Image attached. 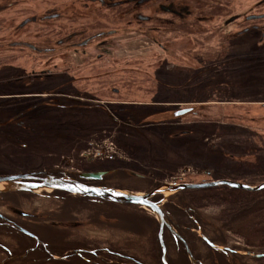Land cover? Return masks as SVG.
<instances>
[{
  "label": "flooded vegetation",
  "instance_id": "af4514ba",
  "mask_svg": "<svg viewBox=\"0 0 264 264\" xmlns=\"http://www.w3.org/2000/svg\"><path fill=\"white\" fill-rule=\"evenodd\" d=\"M242 82L264 0H0V264H264Z\"/></svg>",
  "mask_w": 264,
  "mask_h": 264
},
{
  "label": "rangeland",
  "instance_id": "374dc122",
  "mask_svg": "<svg viewBox=\"0 0 264 264\" xmlns=\"http://www.w3.org/2000/svg\"><path fill=\"white\" fill-rule=\"evenodd\" d=\"M40 2V1H38ZM36 2V3H38ZM17 21H19V19L17 18ZM244 82H242L240 84V86L236 89V92L229 97L230 102H235V103H240L239 105L234 106V104H230L229 106H225L224 109V114H225V119L228 120L229 116H234L237 117L238 114L237 112L243 113L245 110L244 109H249L252 106L246 105V104H250V103H260V102H264V82L262 83H253L250 85H246L243 84ZM245 103V104H243ZM242 104V105H241ZM213 105V104H211ZM210 107V105L208 106V108ZM220 107V106H219ZM234 107V108H233ZM254 108H256V111L258 112L259 107L253 106ZM230 108V109H229ZM228 122V121H226ZM254 129H256L257 135H256V139H254V142L257 146H261L262 150H258V153L260 154L259 157L260 159H262L264 161V129H260L261 127L259 125H254L252 126ZM245 133V134H244ZM235 137H244L245 140H249L250 134L247 133L246 130H236V133L234 135ZM252 142H247L248 144H253ZM252 147V146H251ZM195 150V148H194ZM197 152V151H194ZM199 153H201L200 151H198ZM264 180V169H263V173L258 174L256 177L251 178L250 179V184H259V182Z\"/></svg>",
  "mask_w": 264,
  "mask_h": 264
},
{
  "label": "water",
  "instance_id": "95a60500",
  "mask_svg": "<svg viewBox=\"0 0 264 264\" xmlns=\"http://www.w3.org/2000/svg\"><path fill=\"white\" fill-rule=\"evenodd\" d=\"M228 185L233 188H239V189H245L248 191H259L264 188V183L261 184L260 186L252 187V186H247L239 183H233L230 181H222L218 182L216 185ZM107 195L112 198L113 200L117 201H136L137 196L127 193V192H109Z\"/></svg>",
  "mask_w": 264,
  "mask_h": 264
},
{
  "label": "trees",
  "instance_id": "16d2710c",
  "mask_svg": "<svg viewBox=\"0 0 264 264\" xmlns=\"http://www.w3.org/2000/svg\"><path fill=\"white\" fill-rule=\"evenodd\" d=\"M241 195H243V196H239V195L236 196V194H233V193L228 194L227 193L226 197L228 200L230 199L234 205H241L242 206V205H249L250 204L249 202L251 201L250 199L252 197L256 196L257 194L254 195V194L246 193V194H241ZM260 212H261V209H260ZM261 224H262L261 225L262 228H264V221ZM263 234H264V229H263Z\"/></svg>",
  "mask_w": 264,
  "mask_h": 264
}]
</instances>
